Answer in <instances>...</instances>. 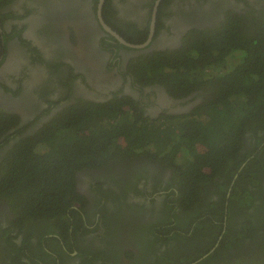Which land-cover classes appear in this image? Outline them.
Masks as SVG:
<instances>
[{
    "label": "flooded vegetation",
    "instance_id": "obj_1",
    "mask_svg": "<svg viewBox=\"0 0 264 264\" xmlns=\"http://www.w3.org/2000/svg\"><path fill=\"white\" fill-rule=\"evenodd\" d=\"M101 3L0 0V112L12 123L0 136V165L23 139L34 140L70 110L122 108L165 123L193 114L211 96L208 89L171 91L137 67L178 52L190 35L216 31L230 14L264 10V0ZM93 159L75 174L78 196L62 223L61 215L30 221L15 201L0 198V264H145L165 252L149 231L163 220L168 195L178 193L169 185L175 171L142 156Z\"/></svg>",
    "mask_w": 264,
    "mask_h": 264
},
{
    "label": "trees",
    "instance_id": "obj_2",
    "mask_svg": "<svg viewBox=\"0 0 264 264\" xmlns=\"http://www.w3.org/2000/svg\"><path fill=\"white\" fill-rule=\"evenodd\" d=\"M214 31L190 35L178 52L136 69L171 91L208 89L204 106L166 123L122 108L70 110L5 156L0 198L30 221L67 217L78 196L75 174L93 157L142 156L173 169L169 185L178 192L149 231L167 248L145 264H193L214 248L197 264H264V10L230 14ZM11 127L0 112V136Z\"/></svg>",
    "mask_w": 264,
    "mask_h": 264
},
{
    "label": "water",
    "instance_id": "obj_3",
    "mask_svg": "<svg viewBox=\"0 0 264 264\" xmlns=\"http://www.w3.org/2000/svg\"><path fill=\"white\" fill-rule=\"evenodd\" d=\"M103 3H104V0H102V3H101V5H100V8L102 7V5H103ZM100 15H101V12H100ZM154 26V25H153ZM104 27H105V29L108 31V32H110L113 36H115V37H117L122 43H125L116 33H114L109 27H107L106 25H104ZM153 31H154V27H153ZM130 46H132V45H130ZM132 47H134V48H138L139 46H132ZM141 47H143V46H141ZM214 250H215V248L209 253V254H207V255H205L203 258H201L200 260H198L197 262H195L194 264H197V263H199V262H201L203 259H205V258H207L210 254H212L213 252H214Z\"/></svg>",
    "mask_w": 264,
    "mask_h": 264
},
{
    "label": "rangeland",
    "instance_id": "obj_4",
    "mask_svg": "<svg viewBox=\"0 0 264 264\" xmlns=\"http://www.w3.org/2000/svg\"><path fill=\"white\" fill-rule=\"evenodd\" d=\"M165 147V146H164ZM199 151L201 152V150L199 149Z\"/></svg>",
    "mask_w": 264,
    "mask_h": 264
}]
</instances>
